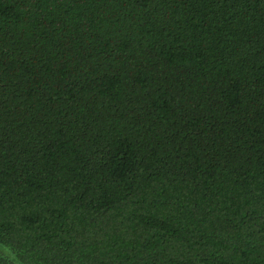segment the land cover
Segmentation results:
<instances>
[{"label":"trees","instance_id":"trees-1","mask_svg":"<svg viewBox=\"0 0 264 264\" xmlns=\"http://www.w3.org/2000/svg\"><path fill=\"white\" fill-rule=\"evenodd\" d=\"M0 264H264V0H0Z\"/></svg>","mask_w":264,"mask_h":264}]
</instances>
